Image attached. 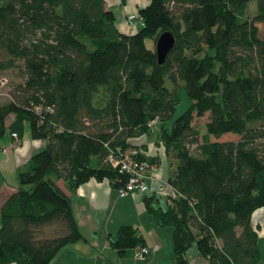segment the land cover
Masks as SVG:
<instances>
[{
  "label": "trees",
  "instance_id": "16d2710c",
  "mask_svg": "<svg viewBox=\"0 0 264 264\" xmlns=\"http://www.w3.org/2000/svg\"><path fill=\"white\" fill-rule=\"evenodd\" d=\"M248 3L147 0L125 31L105 0H0V69L15 66L22 77L0 99V135L12 111V128L27 118L32 135L47 137L0 203V264H46L63 244L85 238L57 178L69 190L91 176L116 187L127 172L105 159L108 146L138 147L128 137L154 123L175 158V191L164 202L149 192L143 200L158 223L171 225L176 263H186L194 242L209 264H264L252 216L264 205V0L252 14ZM165 28L175 38L158 61L154 41ZM181 83L190 101L168 126ZM204 112L198 139L192 119ZM229 130L239 136L218 137ZM109 243L122 252L145 238L122 222Z\"/></svg>",
  "mask_w": 264,
  "mask_h": 264
},
{
  "label": "crops",
  "instance_id": "0c3cea01",
  "mask_svg": "<svg viewBox=\"0 0 264 264\" xmlns=\"http://www.w3.org/2000/svg\"><path fill=\"white\" fill-rule=\"evenodd\" d=\"M120 2L125 3V8L122 10L123 14L116 17V24L121 30L131 31L135 27L127 23L125 14L137 9L147 0H105V4L111 7ZM137 23L139 19L135 21V26ZM1 98L3 99L2 96ZM13 116L12 111L8 112L4 131L0 135V203L18 185V167L47 141L46 136L32 135L27 118L22 119L19 129L12 128ZM12 129L17 131V136L12 135ZM128 138L138 145L143 154H155L158 164L146 178L147 188L118 194L107 177L97 179L91 176L69 190L62 179L57 178V183L69 193L74 215L85 238L66 242L46 264H177L171 225L158 223L146 209L143 200L146 192L153 193L154 197L158 196L160 202L167 201L170 194L174 193L175 189L168 181V176L175 158L167 155L162 142L152 130ZM93 158L95 159V155ZM122 222L134 224L142 231L148 247V252L143 257L134 256L132 246L118 252L116 247L110 245L109 237L115 235L116 228ZM185 255V264H209L208 259L196 247H190Z\"/></svg>",
  "mask_w": 264,
  "mask_h": 264
},
{
  "label": "built area",
  "instance_id": "2783aa9c",
  "mask_svg": "<svg viewBox=\"0 0 264 264\" xmlns=\"http://www.w3.org/2000/svg\"><path fill=\"white\" fill-rule=\"evenodd\" d=\"M140 18L137 9L130 10L126 13V21L132 27L135 21ZM8 79L5 75H0V96L10 98L12 96L7 83ZM35 109H39V105L34 104ZM156 120V115L150 117L147 124L151 125ZM12 135L17 136L15 129L11 130ZM106 143V141H104ZM109 149L105 154V159L111 163L118 165L120 170L127 172V178L116 186L118 194H126L132 190H144L147 188V176H149L157 166V161L150 160L147 157L139 156V149L135 145L123 147L120 144L116 146H108ZM5 148V147H3ZM148 252L145 243H137L132 246V253L136 257H143Z\"/></svg>",
  "mask_w": 264,
  "mask_h": 264
},
{
  "label": "rangeland",
  "instance_id": "374dc122",
  "mask_svg": "<svg viewBox=\"0 0 264 264\" xmlns=\"http://www.w3.org/2000/svg\"><path fill=\"white\" fill-rule=\"evenodd\" d=\"M256 3H257V0H249V3H248L249 8L247 10V12L249 14H252L254 12ZM124 5H125V3H121V2L113 4L112 8L115 12L116 17H120L123 14L122 10H123V8H125ZM260 23H261L260 28H261L262 34L264 36V24H263V22H260ZM147 40L148 39L146 38V41ZM19 72H20L19 69L15 66H8V67H4V68L0 69V74L5 75L8 79L9 85H6V86L14 85L17 81L21 80L22 77L19 74ZM4 86L5 85L0 86V88H3ZM176 90H177L178 100L175 103L173 112L165 121L166 124H168V126H170L172 124L173 118L179 112H181L187 106V104L190 101V96L188 95L186 88H185L183 83L178 85ZM2 97H3V99H5L4 96H2ZM206 117H207V112H204L203 114L195 115L192 119L193 125L198 128V132H199L198 133V139L201 138L200 133L205 130L204 120L206 119ZM157 127H158V123H154L152 125V127L149 129V131L152 130L153 132H156ZM238 136H239V134L236 131L229 130L227 132L221 133L218 137L219 138H237ZM210 137H214V136L211 134ZM195 145L196 144L194 142H192L189 144V147L192 150H196ZM263 212H264V205L258 206L257 208H255L253 210L252 216H254L255 220H259L260 224H261L259 227V239H258V241H259V245L261 246L262 258L264 260V213ZM46 232L51 233L50 227H46ZM188 247L189 248H187V253H188V250L190 249V247L195 248L196 245L194 242H192Z\"/></svg>",
  "mask_w": 264,
  "mask_h": 264
},
{
  "label": "water",
  "instance_id": "95a60500",
  "mask_svg": "<svg viewBox=\"0 0 264 264\" xmlns=\"http://www.w3.org/2000/svg\"><path fill=\"white\" fill-rule=\"evenodd\" d=\"M174 33L171 29H162L155 38L154 50L158 61H162L165 57L166 52L172 46L174 42Z\"/></svg>",
  "mask_w": 264,
  "mask_h": 264
}]
</instances>
